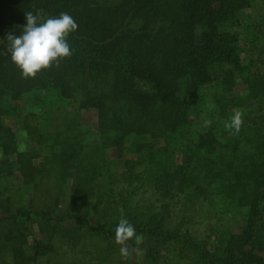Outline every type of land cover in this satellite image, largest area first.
<instances>
[{
  "label": "trees",
  "instance_id": "1",
  "mask_svg": "<svg viewBox=\"0 0 264 264\" xmlns=\"http://www.w3.org/2000/svg\"><path fill=\"white\" fill-rule=\"evenodd\" d=\"M26 12L78 24L27 79L7 40ZM60 237L121 264H264V0H0V264Z\"/></svg>",
  "mask_w": 264,
  "mask_h": 264
},
{
  "label": "clouds",
  "instance_id": "2",
  "mask_svg": "<svg viewBox=\"0 0 264 264\" xmlns=\"http://www.w3.org/2000/svg\"><path fill=\"white\" fill-rule=\"evenodd\" d=\"M38 19L32 12H26V25L23 26L22 34L7 35L11 60L21 69L26 79L35 78L39 72L53 65L59 67L63 59L73 55L68 37L78 29L74 18L62 12L58 17H50L41 23H38ZM210 123L205 121L206 126ZM242 125L243 113L235 109L229 121L225 122V128L238 135ZM133 240L135 247L129 244V241ZM143 241V235H138L135 227L122 214L115 228V243L120 245L121 258L125 261L142 258L144 252L139 246Z\"/></svg>",
  "mask_w": 264,
  "mask_h": 264
},
{
  "label": "rangeland",
  "instance_id": "3",
  "mask_svg": "<svg viewBox=\"0 0 264 264\" xmlns=\"http://www.w3.org/2000/svg\"><path fill=\"white\" fill-rule=\"evenodd\" d=\"M85 116L86 119L91 118L87 113ZM172 208L174 209V204ZM206 221L208 220L199 221L197 228L200 231H203ZM55 244V252L48 256V261L42 259V264H121L116 254L110 257L98 256V253L91 254L90 252H96L104 245L102 242H96L93 237L81 239L73 245L66 238L60 237Z\"/></svg>",
  "mask_w": 264,
  "mask_h": 264
}]
</instances>
